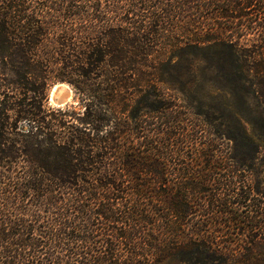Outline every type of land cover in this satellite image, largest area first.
I'll use <instances>...</instances> for the list:
<instances>
[{
	"label": "trees",
	"instance_id": "16d2710c",
	"mask_svg": "<svg viewBox=\"0 0 264 264\" xmlns=\"http://www.w3.org/2000/svg\"><path fill=\"white\" fill-rule=\"evenodd\" d=\"M262 140L264 0H0V264H245Z\"/></svg>",
	"mask_w": 264,
	"mask_h": 264
},
{
	"label": "rangeland",
	"instance_id": "374dc122",
	"mask_svg": "<svg viewBox=\"0 0 264 264\" xmlns=\"http://www.w3.org/2000/svg\"><path fill=\"white\" fill-rule=\"evenodd\" d=\"M204 74V72L202 71H197L195 73V75L198 77L196 79V81L198 83H200V86H202L203 90H211L210 88V84L209 83H203V79L200 78V75ZM204 75H208L207 73H205ZM59 82H62V81H56L54 82L49 90H48V103H49V92L51 90V88L54 86V85H57ZM64 84H66L68 86V89H69V92H70V99L72 98L73 99V103H69V105L66 107L67 109H74L75 111H79L80 110V106L78 105L79 104V99L76 97L75 95V92L74 90L72 89L71 85H69L68 83L66 82H62ZM205 85V86H204ZM59 90L61 91L63 89V87L61 86H58ZM67 89V90H68ZM196 89L193 88V93H190L191 94H194L196 92H194ZM68 92V91H66ZM201 96H202V93H200ZM189 95V94H188ZM178 96L182 99V101L184 102L185 105H188L189 101L187 100L186 96L183 95V94H178ZM225 102L227 103H234V105L236 107H239V100L237 97L236 98H231V97H228L226 96L225 97ZM49 105L51 107H55L53 104H50ZM57 108V107H55ZM249 109L251 111H254L255 110V107H253V104L251 103ZM244 113L246 112V110H242ZM253 115V114H251ZM250 117V116H249ZM248 132H251V129L249 126L246 127ZM240 169V168H237V170ZM241 172V175H245L246 176V180L248 183V185L250 186V188L252 189L253 193L254 194H259V198L257 199H260L263 201L264 203V140L260 141L259 142V155H258V159L257 161L254 163V165L250 168V169H240V171H237V173L239 174ZM257 191V192H256ZM256 199V200H257ZM241 237V236H240ZM243 240L244 242L248 241V240H245L243 238H239L237 237L236 241L237 242H240V240ZM262 242V241H261ZM236 246V245H235ZM239 246V245H238ZM259 251L262 253L260 256L259 253H256V254H253V255H249L247 253H244L243 254V259L242 261L245 263V264H264V246H262ZM170 264H177L175 262H172Z\"/></svg>",
	"mask_w": 264,
	"mask_h": 264
},
{
	"label": "water",
	"instance_id": "95a60500",
	"mask_svg": "<svg viewBox=\"0 0 264 264\" xmlns=\"http://www.w3.org/2000/svg\"><path fill=\"white\" fill-rule=\"evenodd\" d=\"M62 83V82H59ZM49 103L57 108H66L69 103H73V99H66L64 95H60L58 90L53 91V87L49 92Z\"/></svg>",
	"mask_w": 264,
	"mask_h": 264
},
{
	"label": "bare ground",
	"instance_id": "6f19581e",
	"mask_svg": "<svg viewBox=\"0 0 264 264\" xmlns=\"http://www.w3.org/2000/svg\"><path fill=\"white\" fill-rule=\"evenodd\" d=\"M58 86H60V87L62 86L63 89L60 91L59 88H58ZM67 89H68V86L66 84H64V83H58L57 85H54L53 86V91L54 90H58V92H59L60 95H64L65 98L69 100L70 99L69 97L71 95H70L69 89L68 90ZM66 91H68V92H66Z\"/></svg>",
	"mask_w": 264,
	"mask_h": 264
}]
</instances>
